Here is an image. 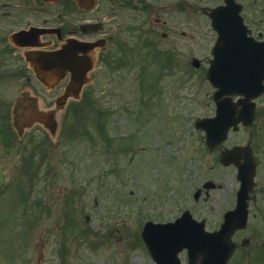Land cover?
<instances>
[{
    "label": "rangeland",
    "instance_id": "rangeland-1",
    "mask_svg": "<svg viewBox=\"0 0 264 264\" xmlns=\"http://www.w3.org/2000/svg\"><path fill=\"white\" fill-rule=\"evenodd\" d=\"M4 1L8 2V0ZM219 2L191 0L192 10H183L182 4L176 9L179 18L174 17V19L177 22L180 18L186 19L188 15H191L195 21L194 43H189L181 36L179 38L181 57L192 54V48L196 56L206 54L214 37L207 11L203 9L205 4L211 3L213 6ZM0 3H3L2 0ZM15 3H11V6ZM10 23V20L5 21L4 26ZM15 23L22 25L25 22ZM249 27L256 37L263 32L264 39V21L261 25L253 24ZM180 28L184 27L180 26ZM133 44H135L134 48H138V42ZM138 52L140 54V50L133 53ZM190 66L191 64L185 67L191 68ZM153 71L156 77L159 72ZM134 76H137V73ZM141 76L142 73L138 78L140 79ZM186 77L187 74H178L154 78L155 81L160 80L161 87L167 89L165 93L169 90V94L178 92V83L187 85L188 92L177 94L187 97L188 100L184 103L177 101L161 103L159 107L166 109L167 114H155L157 117L153 116L145 123L142 122L141 127L135 125L131 120L133 116H130L135 106L133 103L141 102L140 92L134 83H126L123 86L119 81L100 77L101 87L94 93L91 89L92 95L85 94V99L88 101L94 102L92 99L98 98L108 102V109H114L112 111L120 123V132L124 133V130L129 133L138 130L141 132L140 142L142 141L141 144L144 143L147 148L145 155L138 157L139 160L141 159V163H137L141 164L138 169L143 167L142 176L139 178H135L133 172L131 177L121 182V175L116 176L112 173V162L107 159L102 145L99 152L97 146L78 138H70L67 145L58 146L67 149L78 163V166H72V169H61V177L46 170L45 165L39 170L35 169L42 160L36 159L35 162L31 157L25 158L26 165H23V157L21 161L18 160L20 164L17 167L15 165L13 169L5 171V175L0 174V182H4L7 176L9 181L15 178L14 182L19 180L30 182V188L33 189L36 182L41 180L32 195L33 200H42L38 208L29 207L26 210L29 213L22 214L25 210L22 204L18 203L21 200L12 201L11 194L6 191L0 196V264H156L140 242V228L143 227V221L147 220H174L178 206L174 205L173 188L174 182H178V176L181 174L183 180L189 178L199 186L202 182L208 181L216 184L212 188H207L210 190L209 198L206 203L198 204L195 217L199 220L206 219L207 230L219 228L223 214L236 205L239 189L237 171L234 166H221L217 151L209 152L204 143L205 136L194 128V120L203 117L206 113L214 114V109L213 105H207L209 87L203 80V73L194 70L188 78ZM107 84H112L110 89L104 87ZM149 85L143 88L146 96ZM40 90L34 92L38 96H43V91ZM85 90L88 91L87 88ZM21 92L23 90H20L18 83L10 89L2 87L0 90L1 95L11 103ZM1 95L2 103L4 97ZM161 98L162 96L156 98L155 102H160ZM12 106L13 104L10 109ZM85 107L81 111L88 110L89 107L87 105ZM136 108L140 111V115L154 111L153 105H150L148 110H143V107L138 105ZM76 117L77 112H74V116L65 121L63 126L62 123L60 124V131L70 126L74 131L73 137L80 135L83 128L88 127L91 131L89 126L91 123H86L82 127L81 120L84 118L82 116L77 118L79 123L77 124ZM35 136L33 144L39 142L41 138H49L42 132L36 133ZM52 140L57 142V145L60 142L59 138ZM128 142L132 140L129 139ZM248 142L251 143L254 154L262 160L256 181L259 187L264 189V158H262L264 157V100L260 103V114L256 123L238 132H231L222 146L231 148L246 145ZM46 147L52 148L51 144ZM56 151L58 153V149ZM12 153L16 159L19 158L17 151L14 150ZM125 170L124 165L118 167L120 174H124ZM50 174L52 175L49 176ZM45 175L54 177L51 180H57L48 182L50 188H46L47 185L44 184ZM15 198L18 199L16 196ZM67 200L69 202L64 204ZM162 206L163 211L156 212ZM243 238L250 239L251 247H248V254L240 253L235 260L248 258L247 256L250 255L252 264H264V255L261 252L264 251V205L261 196L256 202L250 203L249 225L246 230L238 234V242L241 243Z\"/></svg>",
    "mask_w": 264,
    "mask_h": 264
},
{
    "label": "water",
    "instance_id": "water-1",
    "mask_svg": "<svg viewBox=\"0 0 264 264\" xmlns=\"http://www.w3.org/2000/svg\"><path fill=\"white\" fill-rule=\"evenodd\" d=\"M239 10L238 7L228 6L214 11V26L222 32L224 38L226 36L228 40L233 36L235 38L231 40L230 50L225 52L223 49L218 58L220 61L217 66L216 62L213 63V68H216L213 73L210 72L209 74L211 82L220 88L219 98L217 99L219 106L217 117L203 119L196 123L198 128L206 131L207 143L211 149L225 140L228 127L231 124H237L240 120H243L244 124L253 121L255 109L251 99L257 97L263 91L261 83L264 80V47L263 45L251 44L246 38V28L242 25V19L238 15ZM220 20L229 22L224 25L219 23ZM245 44L250 45V47L243 55H240L237 52L244 51ZM29 60H31L33 66L38 67L35 58L32 57ZM223 61H227V63L222 65ZM222 67L228 68L227 71H223ZM226 94H244L246 96V99L240 103L242 105L240 115H236L233 106L222 98ZM234 115L236 118H234ZM221 161L225 165L236 164L241 189L238 192L237 207L234 211L225 214V222L222 224L221 230L213 234H206L208 236L207 241L210 240L211 244L209 251L212 253L208 258L209 264H226L233 252L235 245L231 237L235 230L246 227L248 200L253 190L256 174V163L249 146L234 147L226 151L222 155ZM189 224L192 229L186 232L176 231L175 228L178 225L175 224L154 225L150 223L147 225L152 226L144 231L145 241L158 264H171L170 260H164L163 257L157 256L159 252L170 257L185 246L189 247L190 251L199 250V244L203 243L200 237L203 236L204 224L198 225L193 220ZM161 243H164L162 249L159 247ZM224 245H226V255L220 258L214 252L220 251Z\"/></svg>",
    "mask_w": 264,
    "mask_h": 264
},
{
    "label": "flooded vegetation",
    "instance_id": "flooded-vegetation-1",
    "mask_svg": "<svg viewBox=\"0 0 264 264\" xmlns=\"http://www.w3.org/2000/svg\"><path fill=\"white\" fill-rule=\"evenodd\" d=\"M32 2L34 6L37 3V0H28ZM179 0H97L95 7L92 10L84 9L75 5L74 3L62 0L57 5L47 6L49 7L48 12L40 11L37 15L38 17L45 19L43 25L45 27H60V34L58 36L49 34L41 37L40 41L43 46H47L50 50L56 51L62 46L69 47L71 42L80 41L94 42L93 52L96 54V61L91 65L89 70H85L84 67L80 66L75 70H70L66 68L68 64V59L65 58L62 60L65 65L66 76H69V79L72 74L78 75V80H83L84 75L91 72V75H95V86L97 84V79L100 75L101 70L104 71L109 65L114 64V54L117 56V59L124 60L121 58L122 54L126 51L127 37H130L132 33H138L141 35L143 33V28L147 23L148 13L155 14V16H166L165 20L161 18H156V22L162 25H168L169 30L166 32L168 37L173 34L174 29L178 27V22L174 19L178 18L176 9L179 7ZM60 6L59 9H56ZM29 15V14H27ZM52 15L56 16V22L52 21ZM15 17V15H12ZM30 16V15H29ZM42 19V20H43ZM83 24H98V28L93 26L92 30L83 31L81 26ZM151 32H154V29H150ZM101 39H104V43L101 42ZM173 42L169 45L172 47ZM168 70L174 71L178 70V67L174 65V59L168 58ZM27 67V66H25ZM105 72V71H104ZM65 76V77H66ZM67 77L59 83V89L67 84ZM58 94H54L55 98ZM188 185H191L193 182H185ZM178 188L176 191V202L180 203L181 201V192L180 185L181 182H177ZM194 188V192L196 187ZM191 188L187 189L184 194V200L189 201L190 196H192V201L190 205V210L194 212L198 206L199 199L202 195L207 194L206 191L200 189L199 199L195 198V193L191 195Z\"/></svg>",
    "mask_w": 264,
    "mask_h": 264
}]
</instances>
